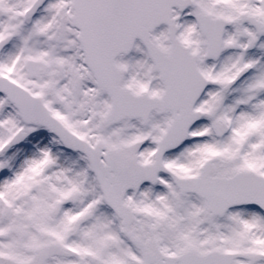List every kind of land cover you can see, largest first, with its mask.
<instances>
[{"label": "snow or ice", "instance_id": "obj_1", "mask_svg": "<svg viewBox=\"0 0 264 264\" xmlns=\"http://www.w3.org/2000/svg\"><path fill=\"white\" fill-rule=\"evenodd\" d=\"M0 264H264V0H0Z\"/></svg>", "mask_w": 264, "mask_h": 264}]
</instances>
